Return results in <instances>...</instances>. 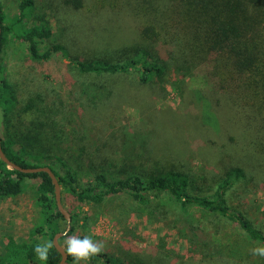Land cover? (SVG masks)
<instances>
[{
  "label": "trees",
  "instance_id": "1",
  "mask_svg": "<svg viewBox=\"0 0 264 264\" xmlns=\"http://www.w3.org/2000/svg\"><path fill=\"white\" fill-rule=\"evenodd\" d=\"M66 2L76 10L83 9L79 0ZM91 3L88 10L91 15H99L105 9L122 10L129 15L137 22L136 40L110 53L72 56L59 45H45L53 32L49 19L38 12L40 8L34 0H20L11 20L0 0V146L6 158L22 168L48 167L60 186L62 206L65 197L72 200L73 207H98L126 197L137 210L147 209L155 215L154 200L159 208L163 197L183 210L194 205L205 213L228 218L252 242L264 244V235L227 200L229 190L245 176L241 164L235 160L240 158V139L232 133L239 127L249 130L264 126V0H92ZM10 40L25 45L34 62H45L54 53L61 52L69 66L91 79L88 85H83L86 99H77L79 105H85L90 111L101 107L114 94L143 101L149 89L168 83L175 92L183 93L189 103L184 112L178 113L179 119L191 121L183 130L185 134L192 128L203 133L215 131L220 136L227 134L228 144L221 145L226 152L221 151L220 144L217 147L210 139L207 142L202 139L204 147L212 150V159L220 163L210 162V172L201 170L199 176L184 164L154 162L146 156L142 159L144 154L134 152V146L114 150L113 158L89 154L82 162L86 147L78 145L74 150V142L65 131L68 124L58 118L63 113L60 105L40 93L20 101L7 83L1 54ZM101 80L114 89L105 88ZM217 93L223 97L218 112L209 100L210 94ZM197 104L203 110L199 125L198 117L189 118ZM172 115L167 126L171 122L181 127L174 119L177 114ZM226 126L229 132L219 130ZM187 140L188 136L180 139L189 146ZM243 142L245 155L250 160L258 158L264 147L253 152L249 149L250 141ZM171 143L174 151L179 142ZM144 146L142 141L140 147ZM172 151L167 150L171 155ZM27 179L38 180L37 219L26 241L7 240L0 264H58L61 256L54 247L49 250L47 261L38 260L34 253L37 244L52 242L57 233L66 229V221L55 204L51 179L46 173L22 174L9 170L0 160V200L23 193ZM68 213V235H74L77 214ZM83 220L86 226L88 218ZM64 239L60 238L59 243ZM88 262L123 264L104 252ZM65 264H73L72 258L67 257Z\"/></svg>",
  "mask_w": 264,
  "mask_h": 264
},
{
  "label": "rangeland",
  "instance_id": "2",
  "mask_svg": "<svg viewBox=\"0 0 264 264\" xmlns=\"http://www.w3.org/2000/svg\"><path fill=\"white\" fill-rule=\"evenodd\" d=\"M19 1L1 0L10 20L17 12ZM34 1L40 8L38 12L44 13L49 19L53 32L45 45H59L69 55L87 57L95 53H110L122 44L136 40L137 22L122 10L118 12L105 9L99 15H91L88 10L92 0H79L83 5L82 10H76L73 4L67 5L68 0ZM1 57L6 81L13 87L20 101L40 93L48 101L60 105L63 113L58 118L62 123L68 124L65 131L69 140L74 142V150L78 145L86 147L87 152L83 155L82 162L87 160L89 154L113 158L114 150L134 146V152L144 154L141 155L142 159L146 156L149 159L151 157L154 162L184 164L200 176L201 170L210 172V162L215 161L212 159V150L204 147L203 140L207 142L210 139L217 147L220 144L221 151L226 152L221 145L228 144L227 134L220 136L210 130L203 133L194 128L189 129L188 134L183 132L191 121L179 119L178 113L184 112L189 103L183 98V93L180 95L175 92L168 83L149 89L143 101L129 95L122 97L114 94L101 107L90 111L85 105H79L77 99H86L82 91L83 85H88L91 79L78 74L69 66V61L61 52L54 53L45 62H34L30 60L25 45L17 40H10ZM101 81L105 88H113ZM210 95L213 109L218 112L222 108L223 97L218 93ZM85 109L91 114L83 112ZM202 112L201 105L197 104L189 118L195 120L198 117L196 123L199 125ZM172 114H177L174 119L181 127L171 122L167 126ZM1 119L0 113V121ZM228 128L226 126L219 130L229 132ZM235 129L237 132L234 131L232 135L240 139V158L235 160L241 164L245 176L229 190L227 200L230 206L238 208L253 223L254 228L264 235V148L258 158L250 160L245 155L243 142L250 141L249 149L253 152L255 148L264 147V126H253L249 130H244L243 127ZM167 136L168 140L165 139ZM187 136L189 146L180 141ZM174 140L179 143L172 151L171 141ZM142 141L145 142L144 148L140 147ZM209 144L210 142L207 143ZM74 150V155H77ZM167 150H171L172 155ZM151 160L146 164L151 163ZM24 182L23 193L16 198L0 200V255L4 253L9 238L17 243L26 241L34 220L37 219L35 194L38 180L27 179ZM162 203L157 208V201L154 200L155 215L147 209L137 210L136 205L131 206L126 197L98 207H73L72 200L65 197L63 207L67 212L77 214L78 224L74 235L81 238L87 235L94 241H102L105 245L102 252L118 263L264 264V258L253 256L250 252L264 244L252 242L228 218L205 213L194 205L183 210L163 197ZM149 209L152 210L153 206ZM85 217L88 218L86 226L83 224ZM63 242L64 240L60 243L61 246Z\"/></svg>",
  "mask_w": 264,
  "mask_h": 264
},
{
  "label": "clouds",
  "instance_id": "3",
  "mask_svg": "<svg viewBox=\"0 0 264 264\" xmlns=\"http://www.w3.org/2000/svg\"><path fill=\"white\" fill-rule=\"evenodd\" d=\"M61 236L65 237L61 250L66 258H72L73 264H87L92 257L99 255L105 247L102 241H94L87 235L81 238L78 235H68L67 230H65ZM58 246H60L58 242L54 245L50 241L37 244L34 248L36 258L40 261H47L49 250ZM250 252L253 256L264 258V246L255 247Z\"/></svg>",
  "mask_w": 264,
  "mask_h": 264
},
{
  "label": "water",
  "instance_id": "4",
  "mask_svg": "<svg viewBox=\"0 0 264 264\" xmlns=\"http://www.w3.org/2000/svg\"><path fill=\"white\" fill-rule=\"evenodd\" d=\"M0 160L7 166L9 170L17 171L22 174H36V173H46L49 178L51 179V182L54 187V199H55V204L57 207L58 212L63 216L64 220L66 221V229L67 232L70 229V215L69 213L64 209V207L61 204V196H60V186L58 184V181L52 171L48 167H38V168H22L15 163L11 162L6 158L4 155L1 146H0ZM62 233V232H61ZM61 233H57L52 240V243L55 245L57 242L59 243V239L62 238ZM60 245V243H59ZM61 245L58 247H54L55 250L59 253L61 256V259L58 264H65L67 258L65 257L63 251L61 250Z\"/></svg>",
  "mask_w": 264,
  "mask_h": 264
}]
</instances>
